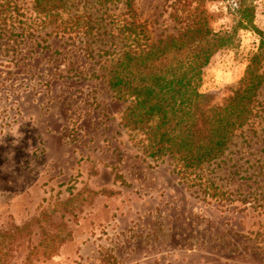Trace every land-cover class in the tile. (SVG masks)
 I'll return each instance as SVG.
<instances>
[{"label":"rangeland","instance_id":"374dc122","mask_svg":"<svg viewBox=\"0 0 264 264\" xmlns=\"http://www.w3.org/2000/svg\"><path fill=\"white\" fill-rule=\"evenodd\" d=\"M126 1L67 0L64 17L82 16L110 46ZM130 1L154 39L176 34L172 0ZM204 1L212 29L235 25L236 0ZM251 1L264 31V0ZM49 31L31 0H0V264H264V211L240 202L264 191V87L261 118L203 168L206 187L191 186L170 159L146 156L145 135L123 125L128 103L91 76L101 42ZM236 41L204 71L200 91L214 103L232 94L259 38L238 28ZM24 226L22 246L7 250L8 233Z\"/></svg>","mask_w":264,"mask_h":264},{"label":"trees","instance_id":"16d2710c","mask_svg":"<svg viewBox=\"0 0 264 264\" xmlns=\"http://www.w3.org/2000/svg\"><path fill=\"white\" fill-rule=\"evenodd\" d=\"M31 2L39 24L48 28L50 35L67 36L73 44L83 43L81 39L85 37L101 42V34L94 37L93 27L88 21L83 22L82 16L64 17L67 0ZM204 2L172 0L169 18L176 34L154 39L147 25L136 19L132 2L127 0L128 20L117 33L119 39L110 46L101 42L97 47V56L103 60L98 73L91 75L101 79L118 101L128 103L122 115L123 125L145 135L146 156L153 160L170 159L177 175L186 180L193 176L188 182L199 187L207 186L201 179L203 168L225 155L237 132L261 118L257 97L264 87V31L253 24L252 1L236 0L238 20L223 31L212 29ZM247 27L259 38L257 51L248 58L244 75L232 94L221 103H214L210 95L200 91L204 71L217 53L236 47L238 28ZM83 44L90 43L86 40ZM112 55L115 57L109 60ZM259 183L258 187L264 188V181ZM214 192L211 197L218 196L215 188ZM263 197L264 191H251L240 202L245 208L264 211V202L260 203ZM26 230L24 226L8 233L7 250L12 252L22 246ZM65 241L55 237L53 244L60 247ZM38 249L37 245L31 247L30 257L37 256L34 251ZM2 250L5 248L0 249V254Z\"/></svg>","mask_w":264,"mask_h":264}]
</instances>
